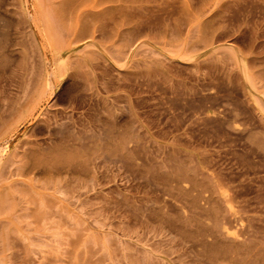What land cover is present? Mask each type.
I'll use <instances>...</instances> for the list:
<instances>
[{
    "label": "rangeland",
    "instance_id": "obj_1",
    "mask_svg": "<svg viewBox=\"0 0 264 264\" xmlns=\"http://www.w3.org/2000/svg\"><path fill=\"white\" fill-rule=\"evenodd\" d=\"M0 264H264V0H0Z\"/></svg>",
    "mask_w": 264,
    "mask_h": 264
},
{
    "label": "bare ground",
    "instance_id": "obj_2",
    "mask_svg": "<svg viewBox=\"0 0 264 264\" xmlns=\"http://www.w3.org/2000/svg\"><path fill=\"white\" fill-rule=\"evenodd\" d=\"M40 8H42V7H40ZM40 8L37 9V12H38V11L41 12ZM41 13H42V12H41ZM41 13H40V14H41ZM38 14H39V12H38ZM47 34H48V31H47ZM48 37H49V35H48ZM49 39H50V37H49ZM50 43H51V42H50ZM52 43H53V42H52ZM50 46H51V45H50ZM51 47H53V46H51ZM32 103H33V102H32ZM63 136H64V135H63ZM66 136H67V135H66ZM69 136H70V135H69ZM110 138H111V137H110ZM113 139H114V138H113ZM90 140H91V143H93L94 145H96V143H97L96 139H95V140H92V138H90ZM107 140L109 141V139H106V141H107ZM101 141H103V140H101ZM114 141H116V140H114ZM89 142H90V141H89ZM89 142H88V143H89ZM116 142H117V141H116ZM105 143H107V142H105ZM98 144H100V141H98ZM100 145H101V144H100ZM186 173H187V172H186ZM180 175H181V174H180ZM185 177H186V176H185Z\"/></svg>",
    "mask_w": 264,
    "mask_h": 264
}]
</instances>
